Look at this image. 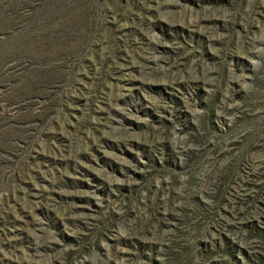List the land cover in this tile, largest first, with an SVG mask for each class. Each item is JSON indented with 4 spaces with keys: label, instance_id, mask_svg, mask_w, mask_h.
Here are the masks:
<instances>
[{
    "label": "rangeland",
    "instance_id": "rangeland-1",
    "mask_svg": "<svg viewBox=\"0 0 264 264\" xmlns=\"http://www.w3.org/2000/svg\"><path fill=\"white\" fill-rule=\"evenodd\" d=\"M0 264H264V0H0Z\"/></svg>",
    "mask_w": 264,
    "mask_h": 264
}]
</instances>
